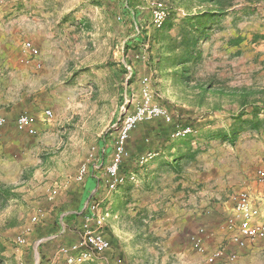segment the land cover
<instances>
[{
	"label": "rangeland",
	"instance_id": "rangeland-1",
	"mask_svg": "<svg viewBox=\"0 0 264 264\" xmlns=\"http://www.w3.org/2000/svg\"><path fill=\"white\" fill-rule=\"evenodd\" d=\"M118 1H23L25 3L21 13L23 17L31 19L33 15H37L38 18L52 16L60 20L65 18L69 24L60 25L61 22L58 24L59 48L63 50L65 56H62V59H65V62L59 73L57 100H53V94L49 96V91L42 95L44 106L52 110L53 116L45 122L43 135L27 134L23 140L25 144H33L35 147L31 151L19 154L22 163L26 162L23 171L15 164L0 167V176L4 175L5 171L17 176L13 182L0 178V185L12 187L14 189L12 193H17L0 202V264H16L20 258L25 259L28 264H36V259L39 260V264L46 262L47 256L44 252L56 240L55 237H49L55 234L52 228H56V225L44 223L46 216H40L38 210L44 205L50 208L52 204L57 203L55 206L59 208L60 214H64L63 217L67 216L81 210L79 203L81 194L91 176L100 180L103 186L105 165L113 152L115 136L123 120L125 107L129 104V110H133L135 102L142 98V89L146 83L150 87L154 102L165 106L174 121L197 126L198 132H193V139L200 148L198 154L209 156L215 154V150H212L217 149L216 146L220 143L218 138L211 136V131L230 127L233 121L232 114L239 110V104L232 101L229 96L210 92L206 93L202 100V93L195 80L213 78L216 82L228 86L246 85L260 88L264 85V59H261L260 55L255 56L253 53L255 48L250 47L253 35L264 31V0H224L225 13L212 24L209 30L210 38L201 40L200 57L195 62H189L192 78L188 82L177 80L172 75L174 67L169 68L166 59L168 56L160 47L163 41L161 33L150 22L151 0H142L136 8L141 12L139 16L144 21L147 31V33L144 31L145 36H141L142 41L131 40L135 32L124 10L125 5ZM156 1L166 9L167 4L170 12L176 13V19L188 13L217 7L214 3L200 0ZM229 2L233 6L227 5ZM32 6L36 7V12H32ZM229 35L244 36L242 52H228L224 44ZM28 41L33 43L32 40ZM37 49L40 51L38 47ZM141 50L144 56L136 59L135 54ZM27 53L29 55V52ZM160 57L165 60L159 61ZM69 65H72V68H69ZM128 65H133L134 72ZM133 100L134 102L130 104ZM216 103H220L221 106L215 108ZM40 114L42 112L38 115ZM165 124H168L167 121L160 117L143 121L129 138L128 146L131 151L137 154L143 150H155L160 147L158 134L155 133ZM262 132L263 136H257L254 134L257 133L255 131H241L233 149L227 148V151L220 149V152H216L220 157H213L225 164L228 173L234 170V181H242L241 186L257 197L264 196V187L256 177L257 168L264 165V150L262 152L257 150L260 140L264 142V125ZM94 145L99 148L100 159L89 164L90 171L86 182L76 183L74 177L77 169L86 160L89 150ZM13 146H10L11 151L14 149ZM170 156L165 152L154 158L162 157L166 161ZM184 162H187V159H184ZM144 166L145 164L141 168ZM131 167V163L127 162L126 174ZM161 172L166 170L154 174L155 184L161 183L160 177H163ZM241 175H244L242 179L239 178ZM136 180L127 179L120 187L127 184L133 185L135 189L139 187L138 177ZM129 181L132 184H128ZM55 182L60 188L57 195L50 199L49 192L54 189ZM94 189L95 187L92 191ZM105 191L101 189L98 199L103 198ZM160 191L151 194L153 199L151 209L155 212L158 211L155 209L157 202L162 200L159 196ZM106 200L103 204L105 202L107 204ZM261 201L264 211V199ZM35 213L38 214V220L33 222L32 217ZM60 214L54 216L60 218ZM203 227L208 230L205 225ZM193 233L186 239L190 257L198 253L190 241ZM20 234L26 238L23 244L17 241ZM208 235L211 239L210 232ZM227 235L224 225V238L216 247L223 246L228 250L227 245L231 241ZM68 238L73 236L69 235ZM63 242L61 240V243ZM63 244L67 245L65 242ZM206 245L208 250L215 247L212 242ZM247 248L256 252L249 253L245 250ZM235 250L238 254L237 259L222 261V264H244L240 261L242 256H246L247 263L264 264V239L250 242L247 247H237ZM247 254L251 256L247 257ZM100 258L101 255L95 253L85 264H102L103 259Z\"/></svg>",
	"mask_w": 264,
	"mask_h": 264
},
{
	"label": "crops",
	"instance_id": "crops-1",
	"mask_svg": "<svg viewBox=\"0 0 264 264\" xmlns=\"http://www.w3.org/2000/svg\"><path fill=\"white\" fill-rule=\"evenodd\" d=\"M23 1L0 0V115L7 118L6 125L0 129V167L15 164L22 171L26 162L22 163L19 154L35 147L33 144L24 143L23 140L28 135L16 129L15 120L24 111L38 115L39 112L49 109L42 101L45 91H49V96L53 94V100H57L59 73L65 62V59H62V56H65L63 50L59 48L58 24H69L65 18L60 20L52 16L38 18L33 15L28 20L21 14L25 4ZM141 1L131 0V6L127 5L124 9L134 32L145 26L139 16L140 10L136 9ZM31 8L32 12L37 11L36 7ZM28 40H32L34 44ZM250 47L255 48V56L260 55L259 57L264 59V39L262 42L251 43ZM69 68H72V65H69ZM260 88H264V85ZM45 126V122H38V135H43ZM260 132L254 134L263 136V132ZM218 141L220 143L216 146L217 149L212 150H215L214 155L197 154L196 158L189 162L182 160L177 164L181 170L173 168V163H170L177 156L173 148V154L167 163L163 164L155 158L146 162L144 167L136 169L139 187L134 189L133 185L126 184L107 198L108 202L104 204L109 209L110 216L106 221L105 232L112 240V247L106 252L97 253L101 255L100 259H103L102 264H222L223 260L209 263L199 252L190 257L189 247L186 245L187 236L205 225L208 228L207 233L210 232L212 236L211 239L207 236L206 243L209 245L212 242L215 247L209 251L214 250L224 238L225 220L232 214L235 205L231 195L244 189L241 186L242 181H234V170L228 173L224 163L218 158L213 159L220 157L216 153L220 152V149H233L230 142L220 139ZM194 142L193 139V148H197V143ZM12 145L14 149L11 151ZM257 150H264V142L261 140ZM160 152L165 151L160 150L158 154ZM161 170L166 172H161L163 177H160L159 186L154 183V174ZM3 174L0 176L2 180L13 182L17 179V176L10 175L8 171ZM243 176L239 178L242 179ZM97 184L98 182L95 189ZM53 186L57 190L60 188L56 182ZM159 190L162 200L159 201L160 205L157 202L155 209L158 211L155 212L151 209V194ZM57 193L50 195L49 192V198L53 199ZM84 193L83 191L81 199ZM91 195L92 193L83 203L82 209L90 203ZM0 202H3L1 197ZM56 204H52L50 208L44 205V209L38 210L40 216H46L44 223L56 225V228L59 226L55 234L49 236L55 237L56 240L46 248L44 254L47 260L44 264L58 255L64 242L71 244L77 241L83 222L82 214L65 223L67 220L62 216L64 214H60ZM54 214H60L61 217L58 218ZM69 235L73 238L69 239ZM61 240L64 242L61 243ZM227 246L229 251L237 249V246L231 243ZM245 250L249 253L256 252L248 248ZM250 256L249 254L247 257ZM245 259L246 256H242L240 261L250 264ZM36 264H39L38 259Z\"/></svg>",
	"mask_w": 264,
	"mask_h": 264
},
{
	"label": "built area",
	"instance_id": "built-area-1",
	"mask_svg": "<svg viewBox=\"0 0 264 264\" xmlns=\"http://www.w3.org/2000/svg\"><path fill=\"white\" fill-rule=\"evenodd\" d=\"M138 55L137 57H143ZM131 69V66L128 65ZM133 101L130 102L133 103ZM129 106V104H128ZM125 107L123 112V120L118 128L115 136L114 149L110 160L105 165L104 174L102 176L103 186L98 181L96 189L92 192L89 204L83 208V222L77 241L62 245L59 249V255L48 260L47 264H85L92 259L95 253L106 252L111 249L112 243L105 233L106 221L110 216V211L105 204L110 194L115 192L127 179L135 180L137 175L130 173L126 175L122 172L121 167L126 159L130 157V151L127 148L131 132L143 121L153 118H163L167 122H171L173 116L169 110L158 103H155L151 94L148 83L142 89V98L135 102L133 110ZM53 112L46 109L42 114L35 115L24 111L20 113L15 120L16 129L28 135L38 134V122H46L51 119ZM7 123V118L0 115V129ZM192 127H182L174 131L173 137H183L193 133ZM155 156V153H147L139 159L141 164H145ZM100 159V151L97 146H92L88 156L77 169L74 177L75 181L82 182L89 175L91 161ZM257 180L264 187V165L256 170ZM101 189H105L102 199H98ZM57 189L50 191V195L57 193ZM98 195V196H97ZM235 202L232 214L228 216L225 229L231 243L238 248H245L250 242L264 239V211L261 199L264 196H255L248 189H242L231 195ZM33 222L38 220V215L32 217ZM29 230L30 227H27ZM208 233L204 227H200L190 236L192 247L204 255L209 263H215L218 260L234 261L238 254L236 250L229 251L223 246H217L214 250L209 251L206 245ZM17 241L21 244L25 243L26 238L20 234ZM16 264H28L25 259L20 258Z\"/></svg>",
	"mask_w": 264,
	"mask_h": 264
},
{
	"label": "trees",
	"instance_id": "trees-1",
	"mask_svg": "<svg viewBox=\"0 0 264 264\" xmlns=\"http://www.w3.org/2000/svg\"><path fill=\"white\" fill-rule=\"evenodd\" d=\"M200 1H209L211 3H214L217 7H215V9L203 10L197 13H188L186 16L179 17L176 19V13H171L166 4L168 10V16L165 20V23L160 28L155 26L153 20H151V15H150V22L152 23L153 27L157 28L158 32L161 33L160 36L163 41L160 47L162 50H164V53L168 56L166 59L168 60L169 68L174 67L172 71V75H174V77L177 80H180L182 82L185 81L188 82V80L192 78L189 62H195L200 57L202 53L200 50L201 40L203 41L210 38L209 30L211 29L212 24L216 20H218L222 16V14L225 13L224 0H200ZM118 2L123 3L125 7L127 5L128 7L131 6L130 4L131 0H119ZM227 5L233 6L231 2H229ZM227 5H226V10H227ZM144 31H145V27L143 28L140 27V31H136L134 33L135 35L131 40L133 41L140 39L142 41L141 36H145ZM145 32L147 33V31ZM260 39L261 40L264 39V32L255 33L250 43L257 42ZM244 41H245L244 36L229 35V37L226 38L224 45L227 48L228 52L236 51L237 53H240L242 52V49H244L242 47ZM127 44L129 45L130 43L128 42ZM138 55H143L142 50L138 51V53L135 54L136 59H141V57H137ZM163 60H165V58L164 59L162 57L159 58V61L162 62ZM130 66H131V71L134 72L133 65ZM195 81L203 95V96L201 95L202 100H204L205 98L204 95L210 92L211 94H219L220 96L223 95L229 96L232 101L239 104V110L238 111L236 110L232 114L233 121L232 123H230L229 125L230 127H227L225 129L216 128L213 131H211L212 134L211 136H214L215 138H218L223 141H229L231 144L234 145L241 131L250 130V131H255L257 133L262 131V126L264 125V88H258V87L246 86V85L228 86L216 82L213 78L210 80H204V81L195 80ZM219 106H221V104L216 103L215 108H218ZM167 123L168 124H165L164 127H162L161 129L156 130L155 134H158L159 143H161V145L160 147L155 148V150L147 149L146 151L143 150L140 153L135 154L134 152L131 151L127 142V148L130 151V157L124 161L121 167V170L124 174H126L127 172L125 170L127 162L131 163L132 169L131 170L129 169L130 171L126 175H129L132 172L136 174V169L144 165L139 162L140 157L149 152L155 153L156 156L158 155V152L162 150L167 152L169 155H171L173 154L171 153L172 149L175 148L176 150L175 152H177V156H175L172 159V162L170 163H173L174 166L173 168L179 170H181L180 167H177V164L179 162H181L184 159H187V161L189 162L196 158V155L198 154L200 148L199 147L193 148L192 140L194 134L190 133L183 137H173V133L176 129L187 126H191L195 132L196 131L198 132L197 126L186 123L182 124L180 121H174V118L172 119L171 122H167ZM136 151H138V149H136ZM165 152H160V153L162 155ZM153 158L150 160H153ZM156 158L157 160H159V162H162L163 164L167 163V161H170L169 159L165 161L162 159V157L160 158L156 157ZM87 178L88 176L82 182H77V181L75 182L84 183L86 182ZM98 181L99 180L95 179L93 176L89 178L87 184L85 185L86 189L83 190L85 192L84 196L80 201V205H81L80 212L79 210H76L75 212H72L69 215L64 216V218H66L67 221L73 218L75 219L77 216L83 214L82 212L83 203L89 197L92 189L96 186V183ZM13 190L14 189L12 187H5L0 185V197L3 199V201L7 200L11 195L17 194V193H12ZM52 229L54 232L58 230L55 227H53ZM110 241L112 243L111 239Z\"/></svg>",
	"mask_w": 264,
	"mask_h": 264
},
{
	"label": "bare ground",
	"instance_id": "bare-ground-1",
	"mask_svg": "<svg viewBox=\"0 0 264 264\" xmlns=\"http://www.w3.org/2000/svg\"><path fill=\"white\" fill-rule=\"evenodd\" d=\"M150 8H151V16L152 20L156 27H162L165 23V20L168 16V11L165 7H162L158 1L151 0L150 1ZM32 52L33 49H32Z\"/></svg>",
	"mask_w": 264,
	"mask_h": 264
}]
</instances>
